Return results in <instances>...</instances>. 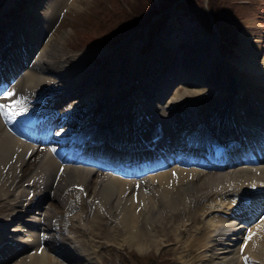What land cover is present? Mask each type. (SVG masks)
Instances as JSON below:
<instances>
[{
  "label": "bare ground",
  "instance_id": "bare-ground-1",
  "mask_svg": "<svg viewBox=\"0 0 264 264\" xmlns=\"http://www.w3.org/2000/svg\"><path fill=\"white\" fill-rule=\"evenodd\" d=\"M62 2L11 26L0 22V89L29 108L15 122L0 117V264H102L89 244L93 220L106 221L109 244L140 252L159 250L177 232L175 251L186 255L180 264H246L245 256L247 264H264V214L251 221L264 206V17H246L233 60L221 56L215 35H196L194 24L179 31L182 48L178 36H168L176 29L171 22L146 58L137 56L141 43L130 47V73L116 57L104 77L83 66L94 50L70 53L66 32L49 34ZM125 79L122 92L112 94ZM176 79L184 90L170 91ZM96 84L93 94L66 103ZM26 122L46 125L51 135L34 139ZM120 130L156 142L164 161L146 172L109 169L125 160L100 133ZM92 137L104 140L82 151ZM243 141L258 147L257 157L222 169L208 165L216 146ZM238 157L244 155L230 162ZM199 212L183 241L180 230Z\"/></svg>",
  "mask_w": 264,
  "mask_h": 264
},
{
  "label": "rangeland",
  "instance_id": "rangeland-1",
  "mask_svg": "<svg viewBox=\"0 0 264 264\" xmlns=\"http://www.w3.org/2000/svg\"><path fill=\"white\" fill-rule=\"evenodd\" d=\"M160 1L168 5L166 9L163 10L164 7L160 5ZM167 2L163 0H63L59 4V12L52 22L49 34L58 36L66 32L64 49L70 53L94 50L93 54L84 58L83 66L102 71V75L106 77L105 72L112 69L111 60L116 57L122 58L120 67H122L123 74H127L126 70L130 73V68L126 63L129 59L127 55L130 47L136 42L141 43L142 48L137 56L146 58L145 56L154 50L156 38L171 22L176 25V29L168 33V36H178V44L182 48L185 47L186 42L180 38L179 31L184 27L187 28L186 24H194L196 35L198 33L206 37L215 35L221 56L233 60L239 56L238 50L242 41L241 30L243 31L248 24L244 21L246 17L255 15L262 21L264 17L260 16L264 14V0H174V2ZM154 3L157 6H154ZM49 4H54V0H3L0 2V22L4 24V27L5 25L11 26L13 20L32 16L34 10L39 12ZM158 6L162 7L161 10L158 9L156 13L146 17L145 14H150ZM150 18H154L150 24H145L141 30L129 38L126 37V40L116 42L132 26L139 22H148ZM42 45L43 43L38 45L36 52L41 49ZM236 74L239 72L237 71ZM126 81L128 80L125 79L123 83L117 84L116 88H112L111 93L122 92ZM113 84H115L114 81ZM185 86L183 81L176 79L170 91L184 90ZM83 88L67 96L66 103L80 100L86 94H93V85L91 89ZM96 88H98L97 84L94 86V89ZM261 107L264 112V102ZM47 201L51 202L50 199ZM56 203L59 204L57 201ZM37 210H39L37 207L33 208V211ZM81 215L88 222L89 213L82 211ZM200 216L199 212L198 217L193 219L185 230H180L184 234L183 241H186L185 235L193 231ZM14 223H9L8 228H11ZM103 224L106 226V221ZM104 225L100 226L97 221L93 220V236L90 237L89 234V244L91 248L94 245L95 255L97 254L102 264H180V255L186 257L175 251L174 247H177L179 243L174 238V233L177 232L170 233L168 237L165 236L164 245L159 250L150 248L148 251L140 252L135 246H129L127 243L123 246L109 244L107 242L109 234ZM81 229L79 232L82 236L85 232L84 228ZM121 232H125L124 229H121ZM12 262L13 260H9L7 264Z\"/></svg>",
  "mask_w": 264,
  "mask_h": 264
},
{
  "label": "snow or ice",
  "instance_id": "snow-or-ice-1",
  "mask_svg": "<svg viewBox=\"0 0 264 264\" xmlns=\"http://www.w3.org/2000/svg\"><path fill=\"white\" fill-rule=\"evenodd\" d=\"M15 96L16 93L14 91L0 89V117H3L5 121L15 122L18 117L26 118V114L29 111L25 98L13 99ZM252 187H255V185L253 184ZM252 235L255 234L253 233ZM252 235H249L247 239L251 240ZM244 260L247 264L249 257L245 256Z\"/></svg>",
  "mask_w": 264,
  "mask_h": 264
},
{
  "label": "trees",
  "instance_id": "trees-1",
  "mask_svg": "<svg viewBox=\"0 0 264 264\" xmlns=\"http://www.w3.org/2000/svg\"><path fill=\"white\" fill-rule=\"evenodd\" d=\"M163 1H165V2H167L168 0H163ZM172 1H174V0H169L167 3H170V2H172ZM211 3V2H210ZM160 5L162 6V7H164V6H166L167 4H165V3H163V2H161L160 1ZM154 6H157L156 5V3H154ZM225 8H227V6H225ZM160 10V7L158 6L153 12H151L150 14H145L146 15V17H149V16H151V15H153L154 13H156L157 12V10ZM229 9H231L230 7H229ZM140 15H143V13H140ZM139 16V15H138ZM139 23H141V22H139Z\"/></svg>",
  "mask_w": 264,
  "mask_h": 264
}]
</instances>
